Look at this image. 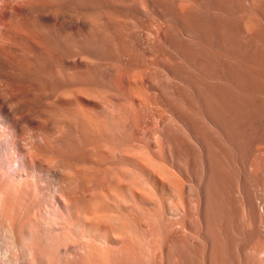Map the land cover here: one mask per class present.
<instances>
[{
	"label": "bare ground",
	"instance_id": "obj_1",
	"mask_svg": "<svg viewBox=\"0 0 264 264\" xmlns=\"http://www.w3.org/2000/svg\"><path fill=\"white\" fill-rule=\"evenodd\" d=\"M0 264H264V0H0Z\"/></svg>",
	"mask_w": 264,
	"mask_h": 264
}]
</instances>
